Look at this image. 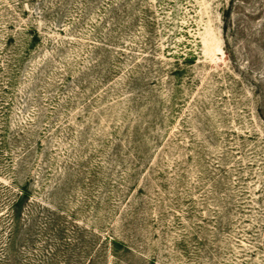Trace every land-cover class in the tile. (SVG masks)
Here are the masks:
<instances>
[{"label":"rangeland","instance_id":"rangeland-1","mask_svg":"<svg viewBox=\"0 0 264 264\" xmlns=\"http://www.w3.org/2000/svg\"><path fill=\"white\" fill-rule=\"evenodd\" d=\"M0 264H264V0H0Z\"/></svg>","mask_w":264,"mask_h":264}]
</instances>
